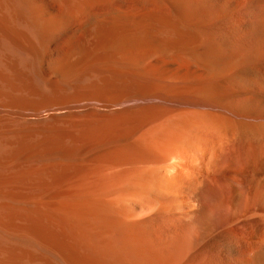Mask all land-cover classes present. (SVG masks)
<instances>
[{
	"label": "bare ground",
	"instance_id": "bare-ground-1",
	"mask_svg": "<svg viewBox=\"0 0 264 264\" xmlns=\"http://www.w3.org/2000/svg\"><path fill=\"white\" fill-rule=\"evenodd\" d=\"M0 264H264V0H0Z\"/></svg>",
	"mask_w": 264,
	"mask_h": 264
}]
</instances>
